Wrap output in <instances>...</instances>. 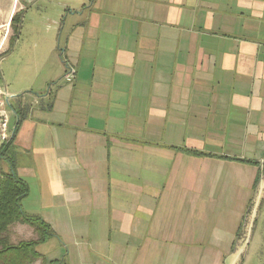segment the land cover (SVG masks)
<instances>
[{"label": "crops", "instance_id": "obj_1", "mask_svg": "<svg viewBox=\"0 0 264 264\" xmlns=\"http://www.w3.org/2000/svg\"><path fill=\"white\" fill-rule=\"evenodd\" d=\"M0 24L6 154L22 211L52 232L32 264H245L264 248L255 224L239 247L264 189V0H0Z\"/></svg>", "mask_w": 264, "mask_h": 264}, {"label": "trees", "instance_id": "obj_2", "mask_svg": "<svg viewBox=\"0 0 264 264\" xmlns=\"http://www.w3.org/2000/svg\"><path fill=\"white\" fill-rule=\"evenodd\" d=\"M11 141L12 137L0 146V264H32L37 259L43 262L36 246L52 232L40 218L28 216L21 209L20 200L26 196L28 188L12 171L13 163L6 154ZM17 222L30 225L37 238L12 243L9 227Z\"/></svg>", "mask_w": 264, "mask_h": 264}, {"label": "rangeland", "instance_id": "obj_3", "mask_svg": "<svg viewBox=\"0 0 264 264\" xmlns=\"http://www.w3.org/2000/svg\"><path fill=\"white\" fill-rule=\"evenodd\" d=\"M247 212H248V216L244 224V230H243L244 232L241 236V240L239 243V247H241L243 251L246 250L250 244L252 229L255 225H256V234L259 237V242L262 244L264 243V225H263L264 223V189L263 188L258 193L255 194L254 201L250 205V208ZM14 233L16 236L17 234L16 229H14V227H11L9 230V234L11 238L14 236ZM252 243L250 244V246L253 249ZM262 254H264V248L260 244V248L257 252V255L253 257L252 259H250L249 262L245 264H261L260 262L264 260V257L262 256ZM237 264H241V257L239 258V262H237Z\"/></svg>", "mask_w": 264, "mask_h": 264}, {"label": "built area", "instance_id": "obj_4", "mask_svg": "<svg viewBox=\"0 0 264 264\" xmlns=\"http://www.w3.org/2000/svg\"><path fill=\"white\" fill-rule=\"evenodd\" d=\"M5 25L0 24V31L4 30L6 32ZM75 77V70L72 66L66 65V70L64 78L66 82L71 83ZM9 94L5 88L0 87V146L8 140L11 136V131L9 127V110L7 100Z\"/></svg>", "mask_w": 264, "mask_h": 264}, {"label": "water", "instance_id": "obj_5", "mask_svg": "<svg viewBox=\"0 0 264 264\" xmlns=\"http://www.w3.org/2000/svg\"><path fill=\"white\" fill-rule=\"evenodd\" d=\"M16 97H19V94H18V95H16Z\"/></svg>", "mask_w": 264, "mask_h": 264}]
</instances>
